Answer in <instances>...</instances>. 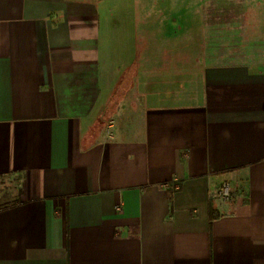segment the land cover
<instances>
[{"label": "crops", "instance_id": "crops-1", "mask_svg": "<svg viewBox=\"0 0 264 264\" xmlns=\"http://www.w3.org/2000/svg\"><path fill=\"white\" fill-rule=\"evenodd\" d=\"M103 4L0 0V264H264V56Z\"/></svg>", "mask_w": 264, "mask_h": 264}, {"label": "rangeland", "instance_id": "rangeland-1", "mask_svg": "<svg viewBox=\"0 0 264 264\" xmlns=\"http://www.w3.org/2000/svg\"><path fill=\"white\" fill-rule=\"evenodd\" d=\"M103 7L116 21L131 23L129 35L137 12L150 11L151 22L157 18L154 13H161L167 30H182L188 56L191 46H198L200 55L264 56V0H104Z\"/></svg>", "mask_w": 264, "mask_h": 264}, {"label": "built area", "instance_id": "built-area-1", "mask_svg": "<svg viewBox=\"0 0 264 264\" xmlns=\"http://www.w3.org/2000/svg\"><path fill=\"white\" fill-rule=\"evenodd\" d=\"M217 197L223 201H229L232 198V185L230 183H224L219 190Z\"/></svg>", "mask_w": 264, "mask_h": 264}]
</instances>
